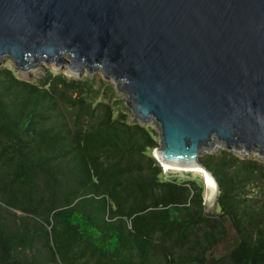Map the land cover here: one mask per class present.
I'll return each mask as SVG.
<instances>
[{
  "label": "trees",
  "instance_id": "1",
  "mask_svg": "<svg viewBox=\"0 0 264 264\" xmlns=\"http://www.w3.org/2000/svg\"><path fill=\"white\" fill-rule=\"evenodd\" d=\"M99 91L0 67V264H264V158L202 154L207 214L204 181L165 177L151 132Z\"/></svg>",
  "mask_w": 264,
  "mask_h": 264
},
{
  "label": "water",
  "instance_id": "2",
  "mask_svg": "<svg viewBox=\"0 0 264 264\" xmlns=\"http://www.w3.org/2000/svg\"><path fill=\"white\" fill-rule=\"evenodd\" d=\"M4 57L112 79L134 118L158 127L160 165L211 176L207 214L220 187L203 152L264 158V0H0Z\"/></svg>",
  "mask_w": 264,
  "mask_h": 264
},
{
  "label": "rangeland",
  "instance_id": "3",
  "mask_svg": "<svg viewBox=\"0 0 264 264\" xmlns=\"http://www.w3.org/2000/svg\"><path fill=\"white\" fill-rule=\"evenodd\" d=\"M0 67L11 69L16 76L26 79V80H30V81L36 80V78L40 75V73L45 71L46 69H50L52 72H63L69 78H90V79L93 78L96 81V86L100 88L99 99H102L103 101L109 99V103L111 104L112 107L121 103L120 105L123 108L122 113L124 114L123 116L127 118V121L132 122V120H136L140 125L146 127L151 132L154 139L158 142V134H159L158 127L153 122L142 123L138 118H134L132 110L127 106L125 102V96L123 95V93L116 88L115 82L112 79L104 78L100 71L88 72L87 70H84L81 73H76V72L70 71L66 65L62 68L56 67L53 62L52 63L42 62L41 65L37 68H30L27 71H23L15 67L14 60L10 57H4L0 62ZM218 148L220 147H217L216 150ZM232 151L240 157L249 155V156H255L258 158H263L253 152L246 153L244 151H238V150H232ZM204 153L206 152H203V154ZM161 167H162L163 172L165 173V177L167 178L172 177V176H177L180 178L198 179V180H201L202 182L204 180L203 176L197 171L182 170V169L179 170V169H171V168L167 169L163 167L162 165ZM203 192L205 196V186H204ZM214 210L216 212L219 211L217 206L214 208ZM226 245H227V242L224 241L219 246V249L224 251Z\"/></svg>",
  "mask_w": 264,
  "mask_h": 264
},
{
  "label": "bare ground",
  "instance_id": "4",
  "mask_svg": "<svg viewBox=\"0 0 264 264\" xmlns=\"http://www.w3.org/2000/svg\"><path fill=\"white\" fill-rule=\"evenodd\" d=\"M164 164V167L165 168H171V169H179V170H192V171H197L199 172L203 178H204V184L206 186L205 188V196L208 198V199H212L213 197V194H214V190H215V182L213 181V179L211 178V176L203 171L201 168L199 167H183V166H178V165H173V164H169V163H163Z\"/></svg>",
  "mask_w": 264,
  "mask_h": 264
}]
</instances>
